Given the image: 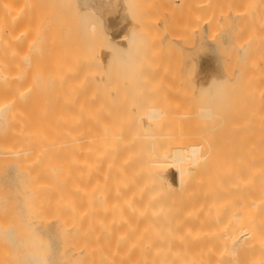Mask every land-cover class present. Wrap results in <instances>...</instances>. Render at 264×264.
I'll use <instances>...</instances> for the list:
<instances>
[{"label":"bare ground","instance_id":"bare-ground-1","mask_svg":"<svg viewBox=\"0 0 264 264\" xmlns=\"http://www.w3.org/2000/svg\"><path fill=\"white\" fill-rule=\"evenodd\" d=\"M57 1L55 12L48 13L53 8L47 0H0V264H264V28H257L254 20L256 10H264V0L178 4L183 2L185 10L194 8L192 18L184 11L188 17L182 22L195 18V23L183 24L185 38H177L185 43L187 86L203 88L190 89L198 97L204 95L201 100L224 103L216 117L236 138L230 148L223 142L224 149L223 139L183 130L194 120L183 109L184 101L167 102L170 109L163 99L164 109L161 100L153 105L150 101L152 107H141L137 113L146 111L137 115L134 109L143 105L139 103L132 111L137 116L129 121L120 115L122 108H117L120 116L113 109L111 115L109 97V102L114 98L119 103L124 95L132 96L124 93L118 102L123 94L119 88L125 85L167 82L180 94L172 90L174 76L161 58L176 39L167 19L170 14L151 15L157 0H77L67 11L78 8L79 20L71 11L74 16L62 15L61 8L66 11L63 6L71 0ZM134 8L144 19L150 12L147 21L142 23L140 15L135 18ZM124 42L133 47L125 51ZM143 42L152 44L144 69L139 68L144 63L139 61L147 59ZM155 42L162 51L155 50ZM196 61L202 66L199 70ZM112 82L115 88L124 85L116 90ZM114 90H120L116 97ZM165 107L166 114L161 111ZM209 110L201 108L202 118L214 116ZM214 141L221 142V149ZM181 191L183 203L173 195L183 196ZM229 191L234 193L232 202ZM225 194L229 199L222 203ZM222 205L233 207L227 212L230 216L223 214ZM116 227L127 236L122 229L123 237L113 236ZM155 230L168 231L170 235H163L169 243L163 239L161 244L162 232L154 235ZM157 234L161 239L155 242L161 247L154 242L150 248ZM139 238L146 240L140 239V244ZM100 239L105 242L100 244ZM132 240L140 245L129 246ZM106 241L114 244L113 252ZM148 244L150 254L144 252ZM154 246L177 250L164 249V257ZM119 248L128 253L120 250L124 258Z\"/></svg>","mask_w":264,"mask_h":264},{"label":"rangeland","instance_id":"rangeland-1","mask_svg":"<svg viewBox=\"0 0 264 264\" xmlns=\"http://www.w3.org/2000/svg\"><path fill=\"white\" fill-rule=\"evenodd\" d=\"M50 1L52 2V0H50ZM50 1L47 0L48 3H45V4H47L48 7H49V4L52 5V8H53V6L56 7L54 4H56V3L58 4V3L60 2V1L55 0L54 3L52 2V3H53V4H52V3H49ZM67 1H68V0H67ZM71 1H73L75 4L70 5V2H71ZM71 1H68V2H69V3H67L68 5L66 4L68 7H66V5L63 6L64 9L66 8V11H65V10H62V8H61L62 15H63V12H64L65 14H69V15H71V14H70V11L73 12V13H75V11L78 10V8L70 10L71 8H74V7H71V6H73V5L76 6V3H77V2H76L77 0H71ZM148 1H150V0H148ZM151 1H153V0H151ZM154 1H156V0H154ZM157 1L160 2L159 0H157ZM157 1H156V3H157ZM161 1H162V0H161ZM163 1H164V3H163ZM163 1L160 2V3H157V4H159V7H157V5H155V4H156L155 2H154L155 4L153 3V4H154V7H155V8H154V9H155V14H154V12H153V10H152L153 13H151V15H152V17H156V16H157V17H160V16L162 17V14H163V13H164L163 15H166V16H167L168 14L171 15V16L169 15L170 17L167 16V19H170L169 22L172 24V25H171V26H172V30H171V32H172V34H173V37L175 36L176 41H175V39H174L175 42H174V44H173L174 46L172 45V46H173L172 48H171V47H170V48L167 47L166 50H163V52L165 51V54H163V57H161V58H163L164 61H165V62L167 63V65H168L166 71H168L169 74H173V76H174L173 80H171V81H172L171 83H173L172 90L180 91V94L177 93L176 91H175L176 93H174V91H171V90H170V89H171V88H170L171 86H170V85H167V84H168L167 82H166L167 84L165 83V85H164V84L162 85V86H164V87H162L161 84H160V86L154 85V84H152L153 82H145L146 84H144V82H143L144 85H142V86L140 87L141 84H139V83L136 81V83H135L134 85H136V84L138 85V84H139V86H137V88H136V87H133V86L131 87L130 84H129V87L125 85L126 88H129V90L124 89L125 86H124V87H121V86L124 85V83H123V85H122V84H118V85H121V86H118V85H117L118 87L115 88V87H114L115 84L112 82L113 87H114L116 90H117V88L121 87V88H119V89L122 91L121 93H123L122 95H118L120 90L118 91V94H116L117 92H115L116 90H114V93H115L114 95H115V97L118 95V96H117V99H118V98L120 99V98L124 95V93H125V94L128 93V95H129V92H131V93H132V96H131V97L129 96V99H128V97H126L127 95H126V96L124 95L123 98H122V99L124 100V102H123L122 99H121L120 102H119V99H118V102H119V103L114 102V101L116 100V99H114V98H112V101H113V99H114L113 102H112L111 100H110V102H109V99H111V98L109 97V98H108L107 106H108L109 109H110V107H111V109H110L111 115H113L114 111H116V112H115V115L118 113V115H116V116H120V115H121L122 117H124V116L126 115L124 118H126V119L129 121V120L131 119V116L134 117L133 115H135V114H137V115H138V114H142L144 111H146V109H145V110H143V111H142V110L140 111V112H142V113H140V112L137 113V111H139V109H140L141 107H142L143 109H144V108H148V107H152L153 102H154V103L156 102V101H154V100H158V101H157L158 103H157V102H156V103L159 104L160 100L163 99V100L166 102L165 104L167 105L168 108H169L170 106H169V103H167V102H173V101L176 102V100H177V102H179V101H184L185 106H184L183 109H185V111H187V112H189L190 114H192V115L194 116V120L192 121V123L184 125V126H183V130H187V131H189V132H193V135H202V134H209V133H210L211 135H213V139L216 140V141H217V139L219 140V138H220V140L223 139V140H221V141H222V147H221V148L224 149V146H225L226 148H227V146H228V148H230V147L233 146V143H234V142H232V141H234V140L236 139V138H233V137H235V134L233 133L234 131L232 130L233 132H231L230 130H231L232 128L230 129V127H227L228 129H230V130H228V131H230L231 133H229V132L227 131V128H224V127H223V125H224V120L221 119V118H217V117H216V115H220V113L222 112L221 110L223 109V107H225V106H223L222 109H219L224 103H222V101L219 102V101H218L219 99L217 100V98H213V97H212L213 99L210 98V99L205 100L206 98H205V96L202 95V94H201V95H202L205 99L202 98V100H201V99H199V98H201V95L198 97V95H196V94L194 95L192 92H193V89H195V88H196V90H201V89H203V88H199V87H193V88H191L190 86H187V84H189V80H187V78H188V69L186 70V60H185V55H186V54H185V51L183 50V49H184V45H185V43H183V44L181 45L182 41H181L180 39L178 40L177 38H182V40H183V38H185L184 35H183V34H185V32L183 33V30H182V28L185 29V28H184L185 26H183V24L185 25V24L189 23L190 21H192V22L194 21V23H195V18H194V19H191V20H188L186 23H183V22H185V21L187 20V18H184V17H186V16L188 15V14H187V13H188V10H189V12L191 13V16H190V17L192 18V12H193L194 8L192 9V7H190V9H192V10H190L189 8H188V10H185V8H184L185 5L182 6L183 2L180 3L181 5H178L179 2H180V0H173V1H172V0H171V1H168V0L165 1V0H163ZM182 1H183V0H182ZM173 2L176 3L175 6H174V3H173ZM62 3H64L63 0H62ZM171 3H172V5H170ZM64 4H65V3H64ZM184 4H185V2H184ZM161 5H162V6H161ZM45 6H46V5H45ZM48 7H44V10H45L46 8L48 9ZM68 8H70V9H69V13H68V11H67ZM152 8H153V7H152ZM47 9H46V10H47ZM53 9H54V8H53ZM53 9L50 8V9L47 10V12L49 13V10H50V13L55 12L56 9H54V11L51 12V10H53ZM186 9H187V8H186ZM133 11L135 12V11H138V10H136V8H134ZM184 11L186 12L185 14H187V15L184 14L185 16L183 15ZM196 11L199 12V10H197V9H196ZM45 12H46V11H45ZM66 12H67V13H66ZM134 12H133V14H135V15H134L135 18H137V17L140 18L139 15L141 16V14H140L141 11H138V13L140 12L138 15H136L137 12H135V13H134ZM148 12H149V11H148ZM257 12L260 13V16L257 14ZM73 13H72L71 16H74ZM144 13H147V12H144ZM149 13H150V12H149ZM149 13H148V14H149ZM77 14H78V16H79V12H78V11H77ZM77 14L75 13V16H77ZM142 14H143V13H142ZM148 14H146L145 19H144V17H143L144 15L141 16V18L143 19L142 23H144V21H147L146 18H149V17H148ZM153 14H154V15H153ZM47 15H48V14H47ZM49 15H50V14H49ZM159 15H160V16H159ZM78 16H77V17H78ZM136 16H137V17H136ZM149 16H150V14H149ZM197 16L199 17V16H201V15L199 14V15H196L195 17L198 18ZM171 17H172V18H171ZM187 17H188V16H187ZM73 18H75V17H73ZM200 18H201V17H200ZM257 18H258V19H257ZM157 19H158V18H157ZM184 19H186V20H184ZM263 19H264V10H262V12L259 11V10H256V14H255V18H254V20H255V22H256L255 25H256L257 28H260V29H263V28H264V23L262 22ZM74 20H77V18H75ZM78 20H79V17H78ZM151 20L153 21V18L148 19V22L151 21ZM154 20H155V19H154ZM171 20H172V22H171ZM173 20H174L175 22H174ZM182 21H183V22H182ZM198 21L200 22L199 19H198ZM257 21H258V22H257ZM173 22H174V25H173ZM180 22H181L182 24H181ZM146 23H147V22H146ZM176 24H179V25H177V28H176ZM189 24H191V22H190ZM189 24H188V26H189ZM257 25H258V26H257ZM146 26H148V24L145 25V27H146ZM179 26H180V28H179ZM181 26H182V27H181ZM186 26H187V25H186ZM215 27H218V26H215ZM148 28H151V26H148ZM152 28H153V27H152ZM152 28H151V29H152ZM173 29H174V30H173ZM177 29H178V31H177ZM179 30H180V32L182 33V34L180 33V35H179ZM173 31H175V32H173ZM137 34H138V33H136V34L134 35V37H135ZM137 36H138V35H137ZM54 41H55V40H54ZM135 41H136V42H139V41H137L136 39H135ZM50 42L53 43L52 41H50ZM133 42H134V41H133ZM176 42H178V45H177V46H176V44H177ZM179 42H181V43H179ZM124 43H126V42H124ZM127 43H128V42H127ZM127 43H126V44H127ZM139 43H140V42H139ZM141 43H142V41H141ZM141 43H140V45H141ZM143 43H144V42H143ZM145 43H146V44H145ZM145 43L142 44V48H141V46H140V48L143 49L142 51L145 50L144 53H146V55H145L144 57L147 56V59L144 60V61L141 59L142 61H139V63H140V62H142V63L144 62L142 65H140L141 63L139 64L138 61H136L137 64H136V63H135V64H136V65L139 64V68H140V67H141V68H143V67L146 68V67H147V64H148V62H149V60H150V58L148 57L147 54L149 53V51H150V46H151L152 44H151V45H150V43L147 44L148 42H145ZM175 43H176V44H175ZM54 44H55L56 47L59 46V44H58L56 41H55ZM57 44H58V45H57ZM126 44L124 45V46L126 47V48H125V49H126L125 51H127V49L129 50L130 45L133 47L132 44H134V43H132V42H131V44L128 43L129 45H127V46H126ZM135 44H136V43H135ZM155 44H157V43L155 42ZM155 44H153V46H156ZM157 45L159 46V43H158ZM52 46H53V44H52ZM160 46H162V45H160ZM160 46H159V48H160ZM180 46H182V48H181ZM53 47H54V46H53ZM127 47H128V48H127ZM143 47H144V48H143ZM164 47H165V46H164ZM54 48H55V47H54ZM122 48H123V47H122ZM151 48H152V47H151ZM159 48L156 49V47H155V50L162 51V49H161L162 47H161L160 49H159ZM57 49H58V48H57ZM57 49H55V50H57ZM123 49H124V48H123ZM163 49H165V48H163ZM158 51H157V52H158ZM140 52H141V51H140ZM161 53H162V52H161ZM161 53H157L156 56H158V54H159V57H160ZM183 54H184V55H183ZM159 57H158V58H159ZM128 58H129V57H128ZM129 59H130V58H129ZM129 59H128V60H129ZM144 59H145V58H144ZM147 60H148V61H147ZM168 60H170V62H169ZM160 61H161V60H160ZM160 61H159V62H160ZM164 61H163V62H164ZM165 62H164V63H165ZM160 63H161V62H160ZM164 63H162V64H164ZM166 63H165V65H166ZM162 64H161V65H162ZM184 64H185V65H184ZM142 66H143V67H142ZM184 66H185V67H184ZM133 67L135 68V66H133ZM137 67H138V66H137ZM137 67H136V68H137ZM165 67H166V66H164V69H166ZM199 67H202V66L196 61V68H197L198 70H199ZM134 68H133V69H134ZM144 68H143V69H144ZM184 68H185V69H184ZM141 70H142V69H141ZM145 75L148 76L147 72L145 73ZM170 79H171V78H170ZM180 79H181V80H180ZM141 82H142V81H141ZM141 82H140V83H141ZM132 83H133V82H132ZM132 83H131V84H132ZM150 83H151V84H150ZM125 84H126V83H125ZM158 84H159V83H158ZM169 84H170V83H169ZM110 85H111V84H110ZM153 85L156 86V87H154ZM171 85H172V84H171ZM166 86H168V87L170 86V87L168 88V87H166ZM113 87H112V88H113ZM107 88H108V89H107ZM109 88H110V87H106V90L108 91ZM114 88H113V89H114ZM122 88H123V90H122ZM227 88L229 89V87H227ZM132 89H133V92H134V94H135V97H133V92L131 91ZM134 89H135V91H134ZM165 89H166V90H165ZM190 89L192 90V92L190 91ZM223 89H224V88H223ZM232 89H233V88H232ZM232 89H230V90H232ZM102 90H103V89H102ZM104 90H105V89H104ZM106 90H105V91H106ZM124 90H126L127 92H126V91L123 92ZM137 90H139L140 92L137 91ZM167 90L171 91V92L169 93V95H168V91H167ZM219 90H220V89H219ZM225 90H227V89H225ZM233 90H234V89H233ZM110 91H111V90H110ZM110 91H108V92H110ZM136 91L138 92V94H137ZM153 91L155 92V94H154ZM157 91H158V92H157ZM163 91H165V93H164ZM166 91H167V92H166ZM188 91H190V92H188ZM194 91H195V90H194ZM141 92H143V94H142ZM150 92L153 93V94H151ZM156 92H157V94H156ZM159 92H160V93H159ZM172 92H173V93H172ZM181 92H182V93H181ZM223 92H226V91H223ZM231 92H232V91H231ZM231 92H230L229 94H231ZM110 93H113V92H110ZM110 93H109V95H112V97H113V94H110ZM188 93H191V94H192L193 99H192V96H191L190 94H189V96H190L191 98L188 97ZM163 94H164V95H163ZM186 94H187V95H186ZM197 94H198V93H197ZM229 94H228V95H229ZM109 95H107V96H109ZM136 95L138 96L137 98H136ZM161 95H162V97H166V98H161ZM165 95H166V96H165ZM167 95H168V96H167ZM185 95H186V96H185ZM228 95H227V96H228ZM231 95H232V94H231ZM120 96H121V97H120ZM183 96H184V97H183ZM220 96H221V95H220ZM124 97H126V101H125V98H124ZM140 97H141V98H140ZM176 97H177V98H176ZM195 97H197V98H195ZM209 97H211V96H209ZM209 97H208V98H209ZM223 97H224V96H223ZM234 97H235V96H234ZM133 98L136 99V101H137V100H138V101L140 100L141 102H138V101H137V102H138V103H137L135 100H133ZM167 98H168V99H167ZM174 98H175V99H174ZM218 98H222V96H221V97H218ZM105 99H106V97H105ZM130 99H131V100H130ZM172 99H173V100H172ZM178 99H179V100H178ZM214 99H215V101H214ZM222 99H223V98H222ZM222 99H221V100H222ZM225 99H226V93H225ZM225 99H223L224 102L226 101ZM234 99H235V98H234ZM129 100H130L132 103H134V104H132L131 102H128ZM144 100H145V101H144ZM163 100H161V106L164 104ZM168 100H170V101H168ZM209 100H210V101H209ZM231 100H232V98H231L229 101L231 102ZM116 101H117V100H116ZM121 101H122V102H121ZM150 101H151V102L153 101V102H152V105H151V104L149 105L148 102H150ZM185 101H187L188 104H187V102H185ZM217 101H218V102H217ZM111 102H112V103H111ZM125 102H126V104H125ZM127 102H128V103H127ZM135 102H136V103H135ZM144 102H145V103H144ZM151 102H150V103H151ZM162 102H163V103H162ZM109 103H111L113 106H112L111 104H110V106H109V105H108ZM113 103H115V104H113ZM116 103L119 104V106H118ZM121 103H124V105L121 106ZM129 103H130V104H129ZM139 103H141V104H139ZM181 103H182V102H180V104H181ZM226 103H227V101H226ZM226 103H225V105H227ZM138 104H139V105H142V104H143V105H145V106H143V105L140 106V107L138 106L139 108L137 107V109H134L136 113L133 114V113H134V112L132 113V111H133V107L136 108L135 105H138ZM172 104H173V103H172ZM221 104H222V105H221ZM114 105H116V106L114 107ZM130 105H131V106H130ZM155 105H156V104H154L153 107H155ZM166 105H164V106H166ZM170 105H171V104H170ZM183 105H184V104H183ZM123 106H125V108H124ZM126 106H127L128 108H127ZM156 106H157V105H156ZM159 106H160V105H159ZM161 106H160V107H161ZM245 106H246V111H247L248 113H250V111L247 110L248 105H245ZM112 107H113V108H112ZM131 107H132V108H131ZM160 107H159V109H160ZM117 108H119V111H120V112L123 111L122 114H120V112L118 111ZM121 108H122L123 110H122ZM157 108H158V107H157ZM162 108L164 109L163 106H162ZM162 108H161V111L164 112V113H165L166 110H168V108L165 107V110L163 111ZM201 108H202V109H203V108H204V109H206V108H207V109H210L209 111H211V113H210L211 116H212V115H214V116H212V117L209 118V119H208V118H202ZM248 108H249V107H248ZM112 109H113V113H112V111H111ZM115 109H117V110H115ZM129 109H130V110H129ZM148 109H149V108H148ZM169 109H170V108H169ZM121 110H122V111H121ZM125 110L127 111V113L125 112ZM171 110H172V109H171ZM117 111H118V112H117ZM244 111H245V110H244ZM124 112H125V113H124ZM129 112H130L131 114H130ZM166 112H168V111H166ZM240 112H241V111H240ZM247 112H246V115H245L246 117H247ZM128 113H129V114H128ZM237 113H238V114H237ZM237 113H236V114L239 115V112H237ZM119 114H120V115H119ZM123 114H124V115H123ZM165 114H166V113H165ZM243 114H245V112H244ZM243 114H241V115H243ZM137 115H135V116H137ZM237 115H236V116H237ZM233 116H234V115H233ZM114 117H115V116H114ZM248 117H249V116H248ZM248 117H247V118H248ZM240 118H242V116H241ZM126 119H125V122L127 123V120H126ZM132 119H133V118H132ZM125 122H124V123H125ZM133 122H134V121H133ZM167 122L170 123V119H169ZM134 123H135V122H134ZM127 124H129V123H127ZM130 124H131V122H130ZM132 124H133V123H132ZM135 124H136V123H135ZM130 126H132V125H130ZM134 126H135V125L133 124V126H132L131 128H133ZM172 127L177 128L176 126H173V125H172ZM248 128H249V127H248ZM133 129H134L133 131H135L136 126H135ZM137 129H138V128H137ZM170 129H171V128H170ZM146 130H147L146 132L149 131L148 129H146ZM152 130H153V129H150V131H152ZM225 130H226V131H225ZM247 130H248V129H247ZM247 130H246V133L249 132V131L247 132ZM139 131H140V130L138 129L137 132H139ZM141 131H142V133H143L144 130L141 129ZM141 131H140V133H141ZM144 133H145V131H144ZM225 134H226V135H225ZM228 134H230V135H228ZM231 134L234 135L232 138H231ZM245 138H246V136H245ZM248 138H249V136H248ZM193 139H194V140H200L199 137H193ZM228 140H229V141H228ZM231 140H232V141H231ZM245 141H247V139H246ZM248 141H249V140H248ZM214 142H215V141H214ZM223 142H224L225 144H227V145H224V146H223V144H224ZM227 142H228V143H227ZM235 142H236V141H235ZM218 144L220 145L221 142H220V141H219V142H215V146L217 145L216 147L219 148V149H221V148H220L221 145L218 146ZM231 144H232V145H231ZM226 148H225V149H226ZM226 150H227V149H226ZM175 179H176V174L174 173V174L172 175V180H175ZM181 192H182V195H183L184 192H183V191H181ZM229 192L231 193V191H229ZM229 192H228V194L230 195ZM175 193H176V192H175ZM175 193L173 194L175 197L179 195V198H178V197L176 198V199H178V200H179V199H182V198L185 197V195L181 196V195H180V194H181L180 192L176 193L177 195H175ZM223 195H224V194H223ZM233 195H234V193L232 192V193H231V196H229V197H231L232 199H230L228 202H232V200H233ZM180 196H181V198H180ZM222 197H223V200H222V198H220V200H222V201H221L222 203H224L223 201L229 199L228 196H226V194H225V197H224V196H222ZM227 198H228V199H227ZM180 201H181V203H183V202H182L183 199H182V200H179V202H180ZM225 202H226V201H225ZM228 204H229V203H228ZM231 204H232V203H231ZM231 204H230V205H231ZM223 205H224V204H223ZM223 205H222V206H223ZM230 205H229V206L226 205V206L228 207V209H225L226 206H223V207H224V209H222V210L224 211L223 214L226 215V214H228L227 212H231V209H233V207H232L233 204H232V206H230ZM227 207H226V208H227ZM229 207H232V208L230 209V211H229ZM221 208H222V207H221ZM225 212H226V213H225ZM231 213H232V212H231ZM231 213H230V214H231ZM225 215H224V216H225ZM228 216H230V215L228 214ZM225 217H226V216H225ZM229 219H230V217H229ZM206 224H207V223H206ZM207 225H208V224H207ZM211 225H212V224L209 225L210 228H211ZM117 228H118V227L115 228V230H114V232H113V233H114L113 236H114L115 234H117V235L119 234L121 237H123V235L120 234L121 229H122V233H123V231H124L123 228H121V229L118 228V230H119L118 233H115V232L117 231V230H116ZM140 230H141V229H139V231H140ZM130 231H131V230H130ZM133 231H134V230H133ZM136 231H137V230H136ZM136 231H135V232H136ZM150 231H152V230H150ZM126 232H127V231H126ZM143 232H144V231H143ZM145 232H146V230H145ZM156 232H157V233H160V234H161V232H162V234H161V237L163 236L162 241H160L161 237H159V236H158L159 234H157L158 238H156V236H154V239H153V238L150 239V240H154L153 242H150V241H149V242H150V243H149V244H150V248H151V245H152L151 243H154L155 241H156V242H159V241H160V243H161V242H163V239H164V240H167L168 243H169V239H168V237H166L167 239L164 238V237L167 236V235H163V234H168V233H169L168 231H166L167 233H166V232L163 233V231H161V232L159 231V232H158L157 230H155V231H154V235L156 234ZM124 233H125V231H124ZM124 233H123V234H124ZM127 233H128V232H127ZM127 233H125V234H126L125 236H127ZM130 233H131V232H130ZM139 233H142V232L140 231V232H137V233H135V234H134V232H132V237H133V234L135 235V237H136V235H137V237H136V239H137ZM149 233L151 234V236H153V234H152L151 232H149ZM111 235H112V234H111ZM143 235H145V233H144ZM169 235H170V233H169ZM169 235H168V236H169ZM129 236H130V235H129ZM129 236H128V237H129ZM140 236H141V234H140ZM149 236H150V235H149ZM109 237H110V236H109ZM109 237L107 236L106 239L109 238ZM142 237H143V236H142ZM145 237H146V236H145ZM88 238L90 239V237H88ZM113 238H114V237H113ZM113 238H112V239H113ZM115 238H116V236H115ZM117 238H119V237L117 236ZM124 238H126V237H124ZM124 238H123V239H124ZM147 238L149 239V238H151V237H147ZM159 238H160V239H159ZM183 238H184V237H183ZM183 238H180L179 241L182 243V245H185V246H186V244H185V243H186V242H185L186 240H184ZM104 239H105V238H104ZM104 239H100V241L102 240V241L100 242V244H102V243L105 242ZM106 239H105V240H106ZM109 239H110V238H109ZM109 239H107V240H109ZM129 239H130V237H129ZM131 239H132V238H131ZM133 239H134V237H133ZM136 239H135V240H136ZM140 239L143 240L144 238H139V239H138V242L140 241ZM155 239H156V240H155ZM157 239H159V240L157 241ZM92 240H93V239H91V241H92ZM114 240L118 242L119 239H118V240L114 239ZM124 240H125V239H124ZM124 240H123V241H124ZM145 240H146V239H145ZM145 240H143V241H145ZM112 241H113V240H112ZM112 241H111V242H112ZM119 241H120V240H119ZM133 241H134V240H132V241H127L128 244H129V246H132V245H133V244L131 245V242L134 243V244H136V243L139 244L137 241H135V242H133ZM143 241H142V242H143ZM83 242H84V241H83ZM98 242H99V241H98ZM111 242H110V243H111ZM120 242H122V239H121ZM156 242H155V244H159V245H160V243H156ZM164 242H165V241H164ZM172 242H174V241H172ZM210 242H211V241H210ZM91 243H93V242H91ZM91 243H89V244H91ZM110 243H107V241H106L105 244L111 245ZM113 243H114V241H113ZM124 243H126V242H124ZM124 243H123V244H124ZM147 243H148V242H147ZM147 243H146V244H147ZM165 243H166L167 246L169 245L167 242H165ZM178 243H179V242H178ZM94 244H96V243L94 242ZM117 244H119V243H117ZM140 244H141V241H140ZM140 244H139V245H140ZM149 244H148V247L145 246V247L147 248V251H144V252H146V253L148 252V253L150 254V250H152V249L149 248ZM161 244H164V243H161ZM170 244H171V243H170ZM176 244H177V241H176ZM87 245H88V244H87ZM112 245H113V247H112ZM112 245H111L112 248L109 247V248H111V249H110L111 251L115 249L114 244H112ZM115 245H116V243H115ZM120 245H121V243H120ZM125 245H126V244H125ZM142 245H144V242H143ZM142 245H141V246H142ZM171 245H173V244H171ZM171 245H170V246H171ZM179 245H181V244H179ZM215 245H216V244H215ZM89 246H90V245H89ZM121 246H122V245H121ZM123 246H124V245H123ZM127 246H128V245H127ZM137 246H138V245H136V247H137ZM141 246H139V247H141ZM152 246H153V245H152ZM162 246H164V245H162ZM87 247H88V246H87ZM91 247H93L92 244H91ZM133 247L135 248V246H133ZM145 247H144V249L146 250ZM156 247H157V246H156ZM158 247H159V246H158ZM160 247H161V245H160ZM160 247H159V250H158V248H155V246L153 247V249L155 250V252H156V249H157V252H158V251L160 252L161 249H162V248L160 249ZM176 247H177V245H176ZM215 247H216V246H215ZM221 247H222V246H219V248L217 247V249H222ZM89 248H90V247H89ZM104 248H105V252H104V253H106V249H107L108 247L106 246V247H104ZM124 248H125V247H124ZM129 248L131 249V247H127V248H126V251H128ZM137 248H138V247H137ZM141 248H143V247H141ZM163 248H164V247H163ZM171 248H172V251H173V250H177V249H174L173 247H171ZM182 248H183V251L186 249V248H184V246H183ZM91 249H92V248H91ZM93 249H94V248H93ZM116 249H117V248H116ZM121 249H123V248H121ZM121 249L119 248V251H120ZM144 249H143V250H144ZM164 249H165V251H169V252L171 251L170 247H169V250H168L167 247H165ZM164 249H162L161 254H162V252H163V253L165 252V251H163ZM166 249H167V250H166ZM178 249H179V248H178ZM89 250H90V249H88V251H89ZM99 250H100V249H99ZM102 250L104 251V249H101L100 251L102 252ZM124 250H125V249H123L122 251H124ZM131 250H132V249H131ZM137 250H141V249L139 248V249H137ZM148 250H149V251H148ZM179 250H182V249H179ZM179 250H178V252H179ZM108 251H109V250H108ZM117 251H118V250H117ZM117 251H114V252H117ZM122 251H120V252H122ZM126 251H124V252H126ZM141 251H142V250H141ZM141 251H138V254H139V255H140L139 252H141ZM172 251H171V253H172ZM94 252H96V249H95ZM112 252H113V251H112ZM112 252H111V253H112ZM129 252H130V251H128V253H129ZM159 252H158V253H159ZM175 252H176V251H175ZM178 252H177V253H178ZM87 253H88V252H87ZM90 253H91V251H90ZM128 253L126 252L125 254H128ZM132 253H135V252H132ZM151 253H153V252H151ZM166 253H167V252H166ZM166 253L163 254L164 257H166V255H167ZM184 253H185V252H184ZM113 254H114V253H113ZM129 254H130V253H129ZM141 254H143V253H141ZM153 254H154V253H153ZM153 254H152V255H153ZM155 254H156V253H155ZM173 254H174V252H173ZM114 255H116V253H115ZM119 255H121V254H119ZM119 255H118V256H119ZM123 255H124V253L122 252V257H123ZM133 255H134V256H133ZM133 255H131V256L135 257V254H133ZM145 255H146V254H145ZM157 255H159V254H157ZM125 256H126V255H125ZM128 256H129V255H128ZM137 256H138V255H137ZM148 256H149V255H148ZM148 256H147V257H148ZM115 258H116V257H115ZM119 258H120V257H119ZM123 258H124V257H123Z\"/></svg>","mask_w":264,"mask_h":264}]
</instances>
